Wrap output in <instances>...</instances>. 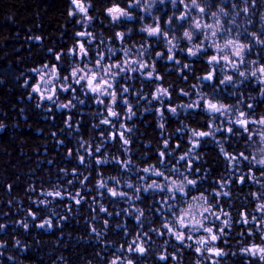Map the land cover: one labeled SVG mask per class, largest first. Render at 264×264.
I'll use <instances>...</instances> for the list:
<instances>
[{"label":"trees","instance_id":"trees-1","mask_svg":"<svg viewBox=\"0 0 264 264\" xmlns=\"http://www.w3.org/2000/svg\"><path fill=\"white\" fill-rule=\"evenodd\" d=\"M88 1V15L94 20L95 33L103 31L105 38L109 39L114 38L120 31H126L119 26L106 28L109 25L106 12L111 5H119L125 9L134 0ZM70 10V0H0V125H3L0 127V225L4 226L0 228V264H112L113 260L124 259L122 252L133 241L143 243L146 248L143 255L135 254L130 257L133 264H165L159 260L162 254L168 256L166 264H195V246L189 245L190 252L182 246L176 247L175 242L172 246L173 252L165 247L169 242L165 243L167 238L164 234L160 235V232L163 222L167 220L165 215L160 212L157 215L155 211V203L160 199L157 191L141 194L140 199L133 197L136 201H131L134 208L131 210L128 205L124 206L126 199H111L110 195L98 190L97 182L101 171L102 174H107L119 166H113L112 163L109 167H105L103 163L97 165L95 157L100 159V152L105 153L108 150L113 155L126 153V148L110 142L109 131L104 125L97 128L93 124L89 115L94 111L91 98L79 94L85 100L83 105L72 102L74 107L70 111H58L55 107H50V111L45 112L43 107L38 109L34 98L30 97L29 91L34 79L31 72L45 65L57 66V54L61 56V77L69 74L66 54L77 42L76 34L79 32L76 20L69 15ZM139 35L136 37L141 38L144 43L145 35ZM150 42L152 44L153 40ZM182 60L185 62L186 59ZM194 67L197 71L194 76H200L205 69L200 62L194 64ZM159 71L165 79L164 86H179L180 89L186 87L183 82L185 74L179 77L175 73L165 74L167 72L163 69ZM135 84L136 82L131 90H134ZM250 86L251 84L242 82L239 89L246 92ZM76 89L79 92L77 87ZM258 97L260 96H253L254 108L250 110L257 120L264 117V96ZM211 98L215 99L214 96ZM64 101L68 102L69 99L65 97ZM67 117L71 118V123H66ZM198 117L199 115L194 116L196 121L193 124L195 128L204 129V126H200ZM145 133L151 141H157L152 124ZM184 136L183 134V139ZM224 137L221 145L227 152L237 156L244 152L249 157L248 149L241 147L246 145V137L239 139L240 147L233 144L237 138H230L227 143ZM101 138L107 139L106 142L109 143H102ZM95 139L99 140L97 145L93 143ZM221 145L204 142L197 148L193 173L198 175L195 179L197 184L192 188L195 190L193 195L204 194L209 199V205L219 204L215 208L217 213L225 210L229 214V223L232 225L229 231L224 232L227 238L220 237L227 244L223 246L219 242L214 247L224 249L228 254L216 262L248 264V259L235 254L237 248L247 245L250 240L245 226H237V223L241 220V214L251 217L255 213L256 205L252 194L256 190L251 179L241 184L239 177L249 176L250 173L259 175L264 169L258 164L250 163L251 160H241L235 168L227 166L228 162L220 151ZM97 147L100 152L94 157ZM88 148L93 155H88V152L85 155L88 161L80 166L77 154ZM142 155L147 159L142 166H149L154 158L151 149H145ZM102 174L100 178L105 181ZM126 175L121 170L113 174V177L119 179ZM221 183L227 185L225 189L220 187ZM118 184L123 185L122 182ZM60 189L81 191L83 200L79 204L58 200L54 212L57 215L62 212L59 217H65L66 221L54 224V230L45 233L37 225L54 214L48 209L52 206L44 205L43 195ZM216 192H227L228 195L221 196L218 202ZM94 195H97L95 201L92 200ZM98 202L103 205L110 204L109 206L116 207L118 211L111 217L103 216L102 211L97 208ZM69 203L71 206L68 208ZM96 208L98 222L100 219L102 221L94 224L91 223L92 210ZM141 211L143 216L139 223H133L132 220ZM129 212L134 214L128 216ZM175 212L179 215L177 209ZM121 220H126L130 228L137 226L125 231L120 229L118 221ZM105 221L110 226L107 229ZM25 224L27 227H24ZM97 226H100L99 230L103 233L101 238L96 237L92 242L90 231L91 228L97 229ZM216 227L217 225H212V228ZM153 229L157 231H152ZM216 233H219L217 228ZM209 244L213 247L212 241L209 240ZM180 251L184 254H178ZM172 255L176 256L175 260L171 258ZM249 264L258 263L249 261Z\"/></svg>","mask_w":264,"mask_h":264},{"label":"snow or ice","instance_id":"snow-or-ice-1","mask_svg":"<svg viewBox=\"0 0 264 264\" xmlns=\"http://www.w3.org/2000/svg\"><path fill=\"white\" fill-rule=\"evenodd\" d=\"M72 5L74 6L70 11H69V15L72 16L76 13H79L83 16V18L85 20H89L90 18L87 16V11L88 9L85 7L83 0H71ZM175 3V0H174ZM185 7H189V5H185ZM190 7L193 10H198L199 13L206 15V8L205 7H201L198 3L197 0H191V5ZM223 11V10H221ZM248 11L247 8L244 9V12L246 13ZM107 13L111 16L112 21L116 22L120 19V17H127L128 13L119 8V7H111L107 9ZM217 13L213 12L212 13V17L216 18ZM187 18V13H184L181 15L180 19H185ZM171 19V18H170ZM79 22V21H78ZM216 24H217V28L215 31H211V37H216L218 35V33L220 32V28H219V20H216ZM190 29H194L196 33H200L203 32L204 29H208L211 30L212 29V25H203L201 26V24L197 21L195 22L193 25L190 26ZM142 31L147 32L148 36H155V37H159L160 35H162L161 33V29L160 27L157 26H149L146 27L144 29H142ZM78 36L81 37H89L91 36V33H86V32H78L77 33ZM165 39L167 40V44L170 46L168 48V56L167 59L169 61H174L175 57L172 54L176 45H174L172 43V39H168V36L166 33H163ZM184 38L189 41L190 43L193 41V36H194V31L193 30H188L185 31L183 34ZM253 36L255 37L256 34H253ZM124 34L123 33H116V37L115 39H119L122 43L124 41ZM39 39V38H37ZM174 39V37H173ZM209 40V36L205 35L203 40H200L198 45H193V47H189L187 49V54L188 56H197L201 53H203L204 55L208 54L209 49L212 47L211 44L208 43ZM89 44H91V40L88 41ZM213 43H215V41H213ZM255 43L256 44H264V40H261L259 38L255 39ZM215 48L216 51L219 55H211L207 61V64L209 66H211L212 70L209 71L205 76L198 78L201 81H208V82H212L217 78V69H221V71H223V69L221 68V62H223L225 65H230L231 68L233 69V71H238L239 65H242L245 63L243 57L245 56V54L250 51L251 48V42H249L248 44L245 43H240L237 40H227L224 44V46L222 47L219 44H215ZM226 49H231V51L225 55L223 54L225 52ZM111 51V50H110ZM69 52L75 56L76 50L75 49H70ZM79 56L81 58V60H83L84 58H89V62H91V57H90V53L88 48L85 47L84 43H80L79 44ZM127 53V50H126ZM112 55L114 56L115 53L112 52ZM162 53L157 52L156 56L157 57H162ZM56 59L57 61H59L61 59V56L59 54L56 55ZM105 59H111V56H105L101 53L98 52L97 54V58L95 61V64L89 68L87 65H85L83 68L80 67H74L71 72L64 76L63 80L65 82V84H67L66 87L61 88L59 90L57 89H53V93L55 94V92L57 91H62V92H73L75 93L76 89L72 86V84H69L68 82L70 80H72L74 82L75 85H81V88H84V84H82L83 82H86L87 88L86 91L95 94L94 98L96 100V103L98 104H102L105 106L106 108V118L101 121L102 124L105 125H112L113 121L111 119H108V117H114V118H118L119 117V113L115 110V106L119 105V104H123V105H128L129 102L126 98H124L122 101L120 100L121 97L124 96L125 93H129V87H122L120 85V79H127L128 77L126 76H121V73H127L129 71H136V70H143L146 69L148 67L147 64L145 63H139V68L135 69V68H131L128 65L132 64V61H123L121 63H110L107 66H105L103 64V61ZM238 61V63H237ZM177 64H180V61L176 60L175 61ZM256 62L253 61V64H255ZM45 68H47V65L44 66ZM184 69H187L189 67L188 64H184L182 66ZM34 71H38V70H34ZM154 71L155 68L153 66V71L147 72L146 75V79L148 80H161L162 77L160 75H154ZM57 72L58 69L56 66H53L52 68V76H57ZM81 72H83L84 74L81 75ZM141 74L143 75V71H141ZM258 74L260 76H264V66L259 67L258 69H255L251 72V76L253 77H257ZM239 76L243 77L245 79H247V74L243 71L239 72ZM109 77H111V82L109 81ZM117 77H119L120 79H117ZM185 79H187V77H185ZM242 82V81H241ZM27 83V81H26ZM236 81H234L233 79V75H229V74H225L223 79L219 80V85H226V84H231L233 86H235ZM259 83L264 84V80H260ZM215 87V86H214ZM33 91L38 92L39 88L38 87H34ZM181 94L182 95H189L188 92L181 90ZM261 96H264V89L261 90ZM100 97H110V101L106 103L105 99H101ZM163 97H169L170 98V94H169V90L167 88H161V87H157L156 92L153 94L152 99L153 100H161L162 102V98ZM48 100H52L53 96L49 95L46 97ZM75 98V97H73ZM41 100L45 99V97L42 95L40 97ZM80 103H84V101H79ZM240 103L242 104L243 101L241 100ZM40 105L38 104L37 107H39ZM59 107H63V108H70V107H74L72 100H69L68 104H63V105H59ZM181 107H188V108H202L203 111L207 112L209 114L210 117H212V121L208 123L207 127L209 129V131H196V130H192L191 132V136L196 138L195 140L192 141V148H190L188 150L187 153H185L184 156L180 157V160H184L187 156H189L192 151L199 146L201 139L208 137V136H214L215 132L221 131L222 129L220 127H214V120L215 119H219L220 117L225 116L226 113H232V115H235L236 118L234 120L229 119L227 121V123L230 125L226 131L228 132L229 136H238L239 138H244V133H247L248 136L245 140V143L247 145V143L251 142L253 140V131L252 128L250 127L251 125H260L262 127H264V117H261L260 119H249L250 116L253 115V113L251 111L249 112H245L244 110H239V114L236 115V110H235V106L234 105H225V104H218V103H213L211 102V100H204L203 99V95L201 94V100L199 102H195L189 105H181ZM253 105L252 104H248L247 108L249 110L253 109ZM157 113H159L161 115V117L163 116V113L161 112L160 109H156ZM169 112H171L173 115L176 114L177 112V108L176 107H170L168 109ZM128 119H131V116L134 115V113H132V109L129 106L128 107ZM67 123V121H66ZM161 128L164 127L163 124L159 125ZM0 127H3V125H0ZM120 128L124 129V131L119 133V138L122 141V143L124 145H128L130 143V140L128 138L125 137L124 132L125 131H131V129H125V126L123 124H120ZM242 130V131H241ZM178 131H182L181 129H178ZM260 135V139L261 141H264V132L259 133ZM115 136H112L111 139H115ZM227 139V137H226ZM178 147V145H177ZM169 148V144L168 141L164 142V150L160 151L159 153V159H158V163L161 165L165 164V159L166 156L170 155L171 153L167 152V149ZM96 152H100V148L97 147L95 149ZM220 151L223 154L225 160L228 162L227 166L233 167L235 168V166L237 164L240 163L241 160H249V157L247 155L244 154V152H240L237 155H234L232 153L227 152L224 147L221 145L220 147ZM71 154V153H69ZM92 153L89 152L88 155H91ZM107 160H96V164H102V163H107ZM117 163L121 164L125 169H127V167L130 165V160H117ZM80 163L83 164L84 163V157L80 158ZM250 163H254V164H258L260 165L261 169H264V158H260V159H256L255 157H252V160L250 161ZM141 171H143L144 173H151V175L156 176V177H163V180L160 183H157L156 180H153L151 184H148L147 187L144 188H135V193H136V199H140V195L139 193L141 192H149L150 190H156L158 192H160L161 194H163L164 196H166L167 198L164 199L162 197V200L158 202L159 207L157 208L158 212H161L163 214V209L166 207L169 213H175V205L174 204H170L169 201H177V196L176 193L180 192L183 194V196H187L188 193L184 191V184H181L179 187H176V181H171V185L169 186L168 181H169V176L165 175V172L163 170H154L152 168V166L149 167H145L143 169H141ZM169 171H177L175 168H171L169 169ZM189 171H191V165H189ZM198 171V169H197ZM261 175H264V171L261 172ZM85 179H87V177H85ZM141 179H143V177H141ZM186 179V178H185ZM248 179H255L254 177L251 176H240L239 177V183L243 184L246 180ZM257 183L259 181H256ZM69 183H71V181H69ZM81 183H83V181H81ZM117 183H119V181H117ZM186 184L187 185H192L195 186L197 184L196 180H191V179H186ZM227 185L224 183L220 184V187L223 189L224 187H226ZM98 187L100 188H104L105 187V182H99L98 183ZM127 188L129 189H133V185L132 184H127L126 185ZM108 192L111 194V196L113 197H121V198H125L127 197L128 200H131L132 197H128L126 193L124 192H119L117 191L115 188H109ZM47 195H54L56 197H61V193L59 191L55 192V193H48ZM80 194L77 193V196H79ZM216 196H227L228 193L227 192H216L215 193ZM253 196H255L256 194L253 193ZM62 198V197H61ZM198 199H204L207 202V198L203 196V194H201V197H199ZM76 203L79 204L80 200L77 199ZM211 210V205H209V207H206L204 209V212L207 213ZM100 211L102 212H106L107 210L104 209L103 207L100 208ZM257 211H260L262 213H264V204H261L259 206V208L257 209ZM222 214L224 216H227L228 213L226 212H222ZM109 215H111V213H109ZM187 215H191V213H186L185 215H181L176 217L175 220H172L171 222H165L162 227L164 230L167 231V233L169 234L170 237H174L176 241L180 242L181 244L184 243L185 239L191 240L192 236L191 235H187L185 236L184 232L178 231V230H174V228L172 226H170V223L172 225H175L177 223V221L179 222V227L181 229H191L192 231H199V230H203V232H206L209 234V239L212 242H215L217 239H219L221 236H223L225 233L223 231V228L219 229V235L215 234L213 232V228L212 227H207L204 224V220H207L208 217L207 216H203L202 219L197 220L195 219L194 216H192L193 219V224L192 225H186L184 223V220L186 218ZM213 215L215 216L216 220H219L220 217L216 216L214 213ZM141 216H143V212H140V215H138L136 217L137 221H140ZM33 218H35V216H33ZM256 220V217H253V221ZM105 223L107 224V221H105ZM238 223L241 224H249V220L247 219L246 214H241V220L238 221ZM45 225H47L48 227H51V221L46 220L43 224L37 225V227H44ZM229 226V221L225 220L224 221V227H228ZM3 225H0V228H3ZM24 227H27V225L25 224ZM93 231H95V229H93ZM152 231H157L155 229H153ZM163 231L160 232V235H163ZM251 234V233H249ZM145 236H147V234H145ZM138 240L140 239V237L137 238ZM264 239V238H262ZM167 243V241L165 242ZM197 243L201 246H205L209 243V240L201 237V239L199 241H197ZM128 250L130 252H135V253H139L141 255H143L146 252V248L144 246L143 243H137L136 241H133L132 244L129 245ZM209 253H211L214 256H223L224 253L222 250L218 249V248H214V247H207L206 249ZM196 253L199 254L201 252V247H197L195 249ZM242 251L246 254H250L252 256H259L260 260L264 261V246H256L253 245L252 247L249 248H245L242 249ZM173 260L176 259L175 255H172L171 257ZM168 259V256L165 254H162L159 256V260L160 261H164L166 264V261ZM112 264H117V260H113ZM128 264H133L132 260L129 259L128 260Z\"/></svg>","mask_w":264,"mask_h":264},{"label":"rangeland","instance_id":"rangeland-1","mask_svg":"<svg viewBox=\"0 0 264 264\" xmlns=\"http://www.w3.org/2000/svg\"><path fill=\"white\" fill-rule=\"evenodd\" d=\"M231 1L232 0H229V2H231ZM200 2H201V0H197V3L201 7H205V5L200 3ZM215 2H216V0H215ZM83 3L89 11L90 10L89 1L83 0ZM190 4H191V0H175V3H174V0H135L131 4H129L128 9L125 10L128 13L127 17L130 18L131 22L137 23L139 21L141 24H143V29L146 27H149V26H157L158 25L160 27L161 33H162V35H160V36L162 37V36H164L163 33H166L168 36V39H172V43L174 45H176V47L172 53L175 57V60L172 61V63L177 68V73L181 72L180 67H182L186 63V60H188L190 58L198 57V55L197 56H188L187 49L189 47H193L194 44L192 46L188 45L187 40L183 36L185 31L193 30L194 36H196L197 38H199L202 34L204 35V37H205V35H207V36H209L208 43L211 45H214L211 43V40H214L215 37H211L210 33H211V31H215L217 28L216 20L218 19L220 22L219 28H221L222 26L225 28L227 26V24H228V26L231 25V23L225 22L223 16L221 15L222 14L221 12L217 13L215 11V13H217V16H216V18H213L214 22H213L212 29L208 30V32L206 29H204L203 32L196 33L194 29H190L191 25H193L197 21L201 24V26L206 25V24L205 23L203 24V22H202L204 15L199 13L198 10H193L190 7ZM214 4L216 5V3H214ZM214 4H213V7H214ZM222 4L227 5V0H221L220 6ZM185 5H189V7L186 8ZM73 7L74 6H71V9ZM88 11H87V16L89 17ZM184 13H187V18L180 19L181 15ZM208 15L210 17H212V12H208ZM108 16L111 17L109 14H108ZM71 17L76 20V25L79 28V32L91 33V36L85 38V37L78 36L76 34L77 42L75 43V45L72 49H75L77 54L75 56H73L70 52H68L66 54V56L68 57L67 62L69 64V72L68 73H70L74 67L83 68L85 65H87L90 68V66L86 60L87 58H84L83 60H81V58L79 56L78 49H79L80 43H84L85 47L88 48L87 46L90 45L88 43V41L91 40V37L93 36L92 30L94 29V27H93V21L94 20L91 17H89L90 18L89 20H85L83 18V16L79 13H76V14L72 15ZM127 17L122 16V17H120L119 20H125ZM163 20H164V23H162ZM172 26L176 28V34L173 35L174 39L168 31L170 29V27H172ZM140 32H141V34L145 35V41L143 43L144 47H143V49H141V51L145 50V54H147L149 56L151 54V51H152L151 49H153L150 40L156 41L157 38H155L154 36H148L147 32L142 31V29L140 30ZM162 41H163V43H162L163 46L161 47V51L164 52V54H163L164 56H168V54H169L168 48L170 46L167 44L166 39H163ZM119 42L122 43L120 40H119ZM211 49L216 50L215 46H212L209 50H211ZM228 50L231 51V49H228ZM141 51L138 50L136 52H141ZM210 56L211 55H209V57ZM132 58L133 57L130 56L131 61L133 60ZM155 58H156L155 56L151 57V59H155ZM134 59H136V56ZM182 59H186L185 62ZM176 60L180 61V64H177L175 62ZM123 61H125L124 58L122 59V62ZM132 62L135 64V63H137V60H134ZM57 63L60 64L59 66H58V64L56 66L58 69L57 76H52V74H51L53 66H47V68H45L43 66V67L35 69L38 71L33 70L31 72L34 79H33L32 86H31L30 91H29L30 97L34 98L37 105L38 104L40 105L38 107V109L40 107H43L45 112H49L50 107H55L58 111H62V110L70 111L72 109V107H70V108L59 107V105L68 104L69 101L68 102L64 101L65 97H66V99L68 98L69 100H72V102L77 104V105H83L85 103V102L84 103L79 102V101H85V100H84V98L81 99L79 93L77 92L76 87H78L80 85H75L72 80H70L68 83L72 84V86L76 89L75 93H73L71 91L70 92L57 91V92H55V94L53 93V89L59 90V89L67 86V84H65V82L63 80L64 77H61V75H60V68L62 67L61 59L59 61H57ZM143 63H146V62L143 61ZM221 63L223 65V69H226L225 71H227V72L233 71L230 66L227 67V66H224L223 62H221ZM143 70H144L143 78L146 80V75H147V72H149V69L147 67L146 69H143ZM182 70H183V68H182ZM253 70H255V69H252V71ZM83 74L84 73L81 72V75H83ZM123 75H125V73ZM128 76H131V72L128 74ZM251 78H254V77L252 76ZM255 78L256 79L253 82V86H254L255 90L257 91V94L261 97V90L264 89V87H263V84L259 83V81L264 80V76H260L258 74V76ZM129 82H130V80H129ZM34 87H38L39 91L38 92L33 91ZM234 87L235 88L238 87V84H236ZM82 91H83V89H82ZM155 92H156V88H155ZM42 95L45 97V99H43V100L40 99V97ZM49 95L53 96L52 100H48L46 98ZM73 97H75V98H73ZM105 118H106V113H105V111H103L102 117L100 119V125H104L101 123V121H103ZM71 122H72L71 118L67 117V123H71ZM250 127L252 128V131H253V140L250 142L252 144L251 145H242L241 147L248 149L247 151L249 152V160H252V157H255L256 159L264 158V141H261L260 135H259V133L264 132V127H262L260 125H256V126L251 125ZM218 132L224 133L225 130L222 129L221 131H218ZM218 132H215V134ZM106 140L107 139H105V138H101V142L104 144L109 143L108 141L106 142ZM253 141H254V143H253ZM235 145H236V147H240V146H238L239 144H237V143ZM81 146L83 147L84 144H82ZM198 147L199 146H197L193 150V153L195 152V150ZM89 150H90V148L86 149L85 151L82 150L81 153L79 152L77 154V160H78L80 166L84 165L88 161L87 157H85V155L89 152ZM97 153L98 152H96V151L94 152V157H95V154L97 155ZM92 155H93V153H92ZM81 157H84V163L83 164L80 163ZM96 160H98V159L95 157V161ZM249 160H247V161H249ZM243 161H245V160H243ZM242 163H247V162H242ZM168 164L169 163H165L164 165H161V167L168 166ZM175 166H177V164H175ZM239 166H241V165H239ZM145 167L146 166L141 167V166H138L136 163H132L131 165H129L127 167V169L124 168L125 173H128L126 176H122L119 179L118 178H112L111 181L114 184V186H111V187L109 186V188H115L119 192H121V190L124 189L125 191H127V193L125 192L127 194V196L132 197L131 200H128L127 197H125L124 198V199H126L125 204L130 205V204H132L131 201H134V202L136 201V200H134L136 198L135 188H144V187H142V183H141L142 179L140 180L141 177H146L152 181L153 180H157V181L162 180V177H156V176L151 175V173H144L143 171H141V169H143ZM147 167H149V166H147ZM176 172H178V170ZM142 173H143V176H142ZM146 174L148 176H146ZM249 176L255 178L254 180L251 179V183L254 184V187H255L254 189L256 190L254 193L257 195L258 199H256V195H255L254 196L255 205H256L255 206V213H252L251 217H247V219L249 220L250 223L247 225L244 224L245 229H247V235L250 237L249 243L247 245H241L239 248H237V253H235V254L241 255L245 259H248L246 262L248 264H249V261H251V262L254 261V262H257L258 264H264V261L260 260L258 255L254 257V256H252L250 254H246L242 251V249L252 247L253 245L264 246V239H262V238H264V213L257 211L259 206L261 204H264V175H261V174L255 175L253 173H250ZM100 177L101 176H99V178ZM116 181L122 182L123 185L116 183ZM256 181H259V182L257 183ZM99 182H105V186H107L109 180L105 179V181H103L102 178L98 179L97 188L103 189V188L98 187ZM127 184H132L134 186L133 189L127 188L126 187ZM145 187H147V186H145ZM223 189H225V187ZM220 190H222V189H220ZM57 191H59L61 193L62 198L56 197L54 195H47L48 193H55ZM63 191L64 190L60 189V190L48 192V193L43 195L44 196V202H43L44 205L45 206H52V208H48V209H50V213H53L54 215L51 218L46 219V220L51 221L52 226L48 227L47 225H45L42 228L37 227L39 230H41L45 233L51 232L55 228L54 224H60V223H63L66 221L65 217H59V215H62V212H59L58 215H57V213L54 212L56 210V209H54L55 203L58 200H67L69 202L77 204L76 200L79 199L80 202H82L81 200H83V199L81 198V195L77 196V193L81 194V191H75V192H71L72 190L64 191V192ZM150 191H154V190H150ZM149 192H141V193H139V195H141V194L146 195ZM187 193H188V195L183 196V197H180L179 195L176 194V196L178 198L177 201H169V203L170 204L175 203V202H177V204L178 203L182 204V202L183 203H192L190 205H192L193 207L188 208V206L186 207L184 205H181V206L178 205L177 206L178 209L177 208L176 209L179 212V215H177L176 212L174 214L171 213L172 215H170V213L167 211V208L165 207L163 209V214L161 212H160V214L166 216V220H167L166 222H171L172 220H175L176 217H178V216L185 215L186 213H191V215H187L185 220H184V223L186 225H192L193 224L194 221L192 219V216H194L195 219H197V220L202 219L203 216H207L208 219L204 220V224L207 227H212V225L213 226L217 225L216 228L217 229L223 228L224 232L230 230L229 228L232 225V223H229L228 227H224V221L225 220L229 221V219H230L229 214L227 216H224L222 214V212H226L225 210L221 211V213H217L215 211V208L219 207L218 203L215 205H211V210L209 212L205 213L204 209L206 207H209V202H208L209 199L204 194H203V196L207 198V202L204 199H198L199 197H201V195H197V196L193 195L195 193L194 189L188 190ZM158 195H160V196H158ZM158 195L157 196L160 199L159 200L157 199V201L155 203L157 207H159L158 202L161 201L162 197H163L162 196L163 194H161L160 192L158 193ZM221 196H223V195H221ZM221 196H216V198L218 199V202H219V198ZM133 197H135V198L133 199ZM117 198H118V196L114 197L113 199H117ZM70 206H71V204L69 203L67 205V207L69 208ZM220 208H223V207H220ZM67 212H69V211H67ZM213 213L216 216H219L220 219L216 220ZM253 217H256L255 221H253ZM43 223H41V224H43ZM163 223H165V222H163ZM170 226H172L174 228V230L184 232L185 236H187V235L192 236L191 240L185 239L184 243L180 244V242L176 241L174 237H170L169 234L167 233V231L164 230L163 227H161L165 238H167V242L172 243V245L168 243L165 246L171 252L174 251L172 246H173V243L175 242L176 247L182 246V248H185L186 250H188V252L191 251L190 246H195V247H193V249H194L193 252H195V254L197 256V258H195V264H218L216 262L217 259H220V258L222 259V258H225L227 256L228 253H227V251H223L224 249H222V251L224 253L223 256H214L206 250L207 247H211V245L209 243L205 246H201L197 243V241H199L201 239V237H203L207 240H210L209 234L206 232H203L202 229L199 231H192L190 228L189 229H181L179 227L178 221L175 225H172L170 223ZM216 228H213V232L215 234L219 235V233H216ZM249 233H251V234H249ZM170 238L173 240H171ZM222 238L226 239L227 235L224 234ZM243 240H244V238H243ZM219 242H222L223 246L224 245L226 246V244H227L226 242L221 241V238H219L215 242H212L213 247H215V244L218 245ZM197 247H201V252L199 254H197L195 251V249ZM164 252H166V251L164 250ZM178 254H184V252L180 251V252H178ZM200 257L202 258V261H201Z\"/></svg>","mask_w":264,"mask_h":264},{"label":"bare ground","instance_id":"bare-ground-1","mask_svg":"<svg viewBox=\"0 0 264 264\" xmlns=\"http://www.w3.org/2000/svg\"><path fill=\"white\" fill-rule=\"evenodd\" d=\"M220 1L221 0H216V2H215V0H201L200 3L204 4L205 6H208V9H210V12L213 13L216 10L223 8L222 6H220ZM228 2H229V0H227V3ZM70 3H71V6H73L71 0H70ZM131 3H128L124 10H127L128 5ZM214 3H216V5ZM229 3L230 4L225 5V9H224L225 11H228V12H230L233 9L232 1ZM213 4L215 7H213ZM111 7L121 8L119 5H111L110 8ZM121 9H123V8H121ZM106 16L109 19V25H107L106 28L115 27V26L123 27L126 31H120L119 33H123L125 38H124L123 43H120L119 39H115L116 34H115L114 38L111 37L109 39H106L103 31H100L99 33H95L94 30H92L93 36L91 37V44L89 46H87L89 53H90L91 62H89V58L86 59L90 68L95 64L98 52L105 55V56H111V59H105L103 61V64L105 66H107L109 63H117V61L122 62L123 58L125 59V61H131L130 60L131 53L134 54L138 50L141 51V49H143V47H144V44L142 43L141 38L136 37V35L141 34L140 30L143 29V24H141L139 21L137 23L131 22L129 17H127L125 20H118L116 22H113L112 18L108 16L107 12H106ZM127 37H130V38L128 39ZM126 50H127V53H126ZM112 52L115 53L114 56L112 55ZM143 52L144 51L142 50L141 51L142 58H143V61L146 62L145 64L148 65L149 72L153 71V66H154V68H155L154 75L158 74L162 77V75L160 74V71H159L161 69L166 71L168 75H170L172 73V71L174 69V66H173L174 64H172L167 59V56L162 55V57H157L156 53H153V51H151V54L148 56L145 54V52L144 53ZM154 56L156 58L151 59V57H154ZM135 60H137V62L141 61L140 57H137ZM132 61H134V60H132ZM136 64L137 63H135V64L132 63L129 66L131 68L138 69V67H136ZM141 71H143V73H144V70H136L133 72L134 73H141ZM143 76H144V74H143ZM82 84H84V88H81V85L78 86L77 87L79 89L78 93L80 95L90 97L88 95V92L87 91L85 92V83L83 81H82ZM131 85H133V83ZM164 85H165L164 77H162L161 80H151V81H149L148 79L145 80L143 78L141 84H139V85L137 83L135 84L134 90L137 91L138 93H141V92L145 93L148 91H154L155 92V88L157 89V87L167 88L169 90V93H171L170 98L168 97V99H167L168 102H164L161 106L162 107L161 112L164 113L163 116L161 117V118L164 117V121L162 122L164 127L161 128L159 126V125H161V123L159 121H156L154 124H152L154 127V130L156 132L157 141L156 142L151 141V139L145 133L147 126L150 125L149 124L150 119L149 118L146 119L148 116H145V114H144L145 112H144V109L141 108V104H139L138 102H135L134 103V107H135L134 108V115H132L131 119H129L127 122V129H131V131H125V134H124L125 137L130 140V143L128 145H124V147L126 148V153L120 152L119 155H113L111 153L112 151H110V150L106 151L105 153H103L104 151L100 152V155H99L101 158L100 160H107L108 161L107 163H103L105 167L106 166L109 167L111 165V163L113 166L114 165L119 166L118 167L119 170L116 168V169H113V171H108L107 174H102V171H101L102 176L105 177L106 179L112 180V178H114L113 174H115L118 171L121 172V170L124 171V167L121 164L117 163L116 162L117 160H120V161L130 160V162H131L130 165L132 163H136L138 166L142 167V165L147 161V159H145L146 157L144 155H142V153H144V150L148 149V148L151 149L152 155L154 157L152 159L153 160L152 163L149 164V166H152V167L159 166L160 167L161 164L158 163L159 153H160V151L164 150V142L165 141H168V144H169V148L167 149V152L171 153L170 155L166 156V159H165V163H169L168 166H163L164 168L169 167L168 169L164 170L165 175L169 176V178H170L168 181L169 186H172L171 181L174 180V181H176V185H175L176 187H179L181 184H184L185 186L188 187L189 185L186 184V179H191V180L196 179V176L198 174L193 173V168H194L193 165L195 163L194 154L196 153L197 149L195 150L194 153L192 151V153L183 160V161H188L189 163L192 164L191 171H189V169L186 170L184 175H179V174H177L178 172H176V171H169V169H171V168H175V169L179 168L180 157L184 156L185 153H187L188 150L190 149V147L186 146L183 142V134L185 135V130L187 128V125H186L187 112L190 110V108L181 107V105H186V103H185V99H183V96L179 95V92H181V90L185 91L186 87L183 89H180L179 86L174 88L173 86L168 85V84H167V86H164ZM130 87H132V86H130ZM82 89H83V91H82ZM170 89L172 91H175V92L173 93ZM225 89L230 90V88H225ZM224 91L227 92V90H223V92H222L221 88L219 90H217V92H215V94H214L215 99L221 100L223 98L224 94H226V93H224ZM239 92H240V100L243 101L242 104L240 103V106H245V105L250 104L248 99L252 100L253 96L258 95L257 91L255 89H247L246 92L241 91V89H239ZM90 98H91V104L94 107V111H91L89 115H91V117H90L91 120L93 119V122H94L93 124L97 128H100V126H102V125H100V119L102 117L101 112L105 111V113H106L107 110H106L104 105H102V107H99L101 104L99 105L98 103H96V101L94 100L93 97H90ZM258 98H260V97H258ZM134 100H139V99L136 98ZM169 101H171L172 105L169 104ZM174 101H175V107L177 108V112L175 115L170 116L169 115L170 112L168 111V108L170 106H173ZM192 113H193L192 130L204 131L206 129L205 127L208 125V123H210L209 119L204 114H202L200 112L196 113L195 108H192ZM152 114H153V112H151V115ZM196 115H199V117H200L199 124H200V126H204L203 127L204 129H201V128L199 129V127L195 128L196 126L193 123H194V121H196V119H194V116H196ZM199 117H198V119H199ZM178 129H181L182 131H178ZM222 134L224 135L225 132L224 133L222 132ZM184 137L186 139V135ZM223 137L224 136H222L220 138V140H222ZM226 137L227 136L225 135L224 140L226 139ZM195 139L196 138L193 137V140H195ZM229 139L230 138L227 137V139H226L227 143L229 142L228 141ZM98 142H99V140H97V139H95L93 141V143L96 145L98 144ZM113 143L117 144L115 142H113ZM177 145H178V147H177ZM175 164H177V166H175ZM180 166H181V164H180ZM182 166L185 168L186 164L184 163V164H182ZM101 174H100V176H101ZM142 176H143V173H142ZM98 179H100V178L98 177ZM111 180H109V182H108L107 186H105V188L98 189V190L104 191L107 195L111 196V194L108 192L109 186L110 187L114 186V184L112 183ZM140 180H141V178H140ZM162 180H163V177H162ZM161 181H157V183H159ZM116 183H117V181H116ZM141 183H142V187H145L148 184H151L152 180H150L146 177H143V179L141 180ZM193 187L194 186H192L191 189ZM121 192L125 193L126 191L123 189V190H121ZM176 194L178 195V192ZM96 196L97 195H94L92 200L95 201ZM113 198L114 197L111 196V199H113ZM118 198H121V197L118 196ZM100 199H101V197H100ZM171 204H174L175 208H177V209H178V207H177L178 205L179 206L184 205L186 207L188 206V208L193 207L192 205H190L192 203H183L182 202V204L181 203L177 204V202H175V203H171ZM109 205H103L102 203L98 202L97 208L100 209L101 207H103L104 209L107 210L106 212L101 213V214H103V216L107 215L108 217H111L112 214H115L118 211V210H116L117 209L116 207L109 206ZM125 205H127V204H124V206ZM128 206L130 207L131 210L134 209L133 206H131V204ZM97 208L92 210L93 216L91 219V223H94V224L100 223L102 221L100 219V221L98 222ZM109 209H110V211H108ZM107 212H108V214H107ZM126 212H127V210L124 211L123 213L126 214ZM109 213H111V215H109ZM127 215L131 216V212H129ZM134 220H137V219H134ZM118 222L120 223V225H119L120 229H124L125 231L126 230L127 231L132 230L133 228H135L137 226V225H135V226L133 225V227L130 228L131 226H128V224H126L127 223L126 220H121ZM133 223H139V222L137 221V222H133ZM105 226H106L105 229H107V227H110V226H108V222H107V224L105 223ZM237 226H245V225L241 224V223H237ZM97 227H98L97 229L91 228L90 234L93 237L92 242L95 241L96 237L101 238V235L103 233L102 231L99 230L100 226H97ZM111 228H114V226H111ZM93 229H95V231H93ZM129 245H127L126 249H124V251L122 252V254L124 255V259L123 260L118 259L117 264H128V260L130 259V257L132 255L139 254V253H135V252H130L128 250ZM118 253H119V250H118ZM139 255H141V254H139Z\"/></svg>","mask_w":264,"mask_h":264},{"label":"flooded vegetation","instance_id":"flooded-vegetation-1","mask_svg":"<svg viewBox=\"0 0 264 264\" xmlns=\"http://www.w3.org/2000/svg\"><path fill=\"white\" fill-rule=\"evenodd\" d=\"M232 3H233V9L230 12L224 10L225 9L224 4L221 5L223 7L222 9L216 10L217 13L221 12L222 13L221 15L223 16L225 22L231 23V25L228 26V24H227V26H226L227 28L226 27L224 28L222 26L220 28V32L218 33V35L214 38V40H211V43L214 44L212 46H215V44H219L223 47L227 40H237L238 39V42L245 43V44H248L249 42H251L250 51H248L245 54V56L243 57L245 63L242 65H239L238 71H236V72L225 71L226 69H223V65L221 63V68L223 69V71H221V69L216 70L217 71V78L214 81H212V82L201 81L198 78L205 76L209 71L212 70L211 66H209L207 64V61L209 59V55H219L216 50L211 49V50H209L207 55H204L203 53H201L198 55V57H194V58H190V59L186 60L185 64H188L189 67L187 69L180 67L181 68L180 73H177V68L173 65L174 69H173L172 73L177 74L179 77H181V76H183V74H185L183 82L186 83L185 91L188 92L189 95H187V96L182 95L181 92H179V95L183 96V99H185L186 105H189V104H192L195 102H199L201 100V94H202L204 100H211V102L218 103V104L234 105L235 110H236V115H238L239 110H244L245 112L250 111L247 108V105L240 106V101H241L240 100V92H239L240 83L246 82L249 85L251 84L250 89H255L253 86V82L255 81L256 78L255 77L251 78L252 77L251 76L252 69H257L261 66H264V44H256L255 43L256 38L264 40V0H232ZM227 4H230V3L228 2ZM205 8H206L207 14L206 15L203 14L204 17H203L202 22H203V24L205 23L207 25H212V27H213L214 19H213V17H210L208 15V12H210V10L208 9V6H205ZM245 8L248 9V11L246 13L244 12ZM221 10H223V11H221ZM206 30L208 32V29H206ZM168 31L172 35V37H173V35L176 34V28L173 26L170 27V29ZM253 34H256V36L254 37ZM155 38H157L156 41L153 40V43H152L153 53L160 52V53L164 54V52L161 51V47L163 46L162 40L165 39V37L159 36V37H155ZM203 39H204V35L202 34L199 38H197L196 36H193V41L191 43L189 41H187V42H188V45H190V46H192L193 44L198 45L200 40H203ZM213 41H215V43H213ZM144 52H145V50H144ZM229 52L230 51L228 49H226L223 54L227 55ZM131 56L133 58H135V56H136V58L140 57L141 61L137 62V64H136V67L139 68V63L143 62L142 53L141 52H135L134 54L131 53ZM133 60H135V59H133ZM253 61H255L256 63L253 64ZM170 62L172 63V61H170ZM199 62L205 66V69L201 73L200 76H194L197 74V71L194 67V64L199 63ZM117 63H121V61H117ZM237 63H238V61H237ZM224 66L229 67L230 65L224 64ZM182 68H183V70H182ZM240 71H243L247 74V79L239 76ZM130 72H131V76H128V74ZM130 72L125 73V75H123L124 73H121V76H126V77H128L127 79H120L119 77H117V79H120V85L122 87H129V89H130L129 93H125L124 96L120 98L121 101L124 98H126L129 102V104L123 105L121 103V104L115 106V110L119 113V117L118 118L108 117V119H111L113 121V124L112 125H105L104 124V127L107 128L109 131L108 138H109L110 142L112 143V142L118 141L117 144H121L123 146H124V144L122 143V141L119 138V133L124 131V129L120 128V124H123L125 126V129H127V122L129 120L127 118L129 115V113H128V107L129 106L132 109V113H134V108H135L134 103L138 102L139 104H141V108L144 109L145 116H148L146 119H148V118L150 119L149 124H154L156 121H159L162 124V122L164 121V117L161 118V115L159 113H157L156 109H160L162 111V107H161L162 104L164 102H168L167 101L168 97H163L162 102H161V100H153L152 96L155 93L154 91H148L145 93H143V92L138 93L135 90H131L132 87H130V86H132L131 85L132 83L136 82L138 85L142 83L143 75L141 73H134L133 71H130ZM165 74H167V73H165ZM225 74L233 75V79H234V81H236L235 85L238 84V87L235 88L231 84L219 85V80L223 79ZM185 77H187V79H185ZM129 80H130V82H129ZM109 81L111 82V77H109ZM84 83H85V92H86L87 85H86V82H84ZM263 87H264V84H263ZM220 88L222 89V92H223V90H227V92L224 91V93H226V94L223 93L224 96L221 100L212 99L211 96H214L215 92H217V90H219ZM225 88H230V90L225 89ZM172 92L174 93V91H172ZM169 94H171V93H169ZM88 95L90 97H93V98L95 96V94L90 93V92H88ZM100 98L105 99L106 103L110 101V97H100ZM136 98L139 100H134ZM94 100H95V98H94ZM253 100H254L253 97H252V100L248 99V101L252 105H254V102H255ZM169 104H171V101H169ZM99 107H102V104ZM170 107H175V101L173 102V106H170ZM151 112H153L152 115H151ZM195 112L196 113L200 112V113L204 114L209 119L210 122H213L212 117H210L207 112L203 111L202 108H195ZM169 115L172 116L173 114L170 112ZM192 116H193L192 108H190V110L187 112V117H186V125H187V128L185 130L186 139L185 138L183 139L184 144L190 148H192V141H193V137L191 136L192 121H193ZM235 118H236V116L232 115V113H226L225 116L220 117L219 119H215L214 120V127H220L221 129H224L225 134L223 135L222 133L218 132V133L214 134V136L205 137V138L201 139L199 145H201L204 142H210V143H214L216 145H221L222 140H220V138L222 136H225V135L228 138H237V141H235L233 144H236V143L239 144L240 138L238 136H235V135L229 136L228 132L226 131V129L230 126L227 123V121L229 119L234 120ZM249 119H254L253 115L250 116ZM254 126H256V125H254ZM147 128H148V126H147ZM205 128L206 129L204 131H209L207 126ZM124 134H125V132H124ZM112 136H115L116 138L111 139ZM247 136H248V134L244 133V137H247ZM184 163L186 164L185 168L182 166V164H184ZM180 164H181V166H180ZM189 165H191V167H192V164L189 163L188 161L180 160L179 168H177L178 169L177 174L184 175L186 170L189 169ZM168 168L169 167H167V168L163 167L162 168L161 166L160 167L159 166L153 167L154 170H163V171L168 169ZM146 176H148V175L146 174ZM191 187H192V185H189L188 187L185 186L184 191L187 192L188 190H191ZM154 191H156V190H154ZM178 195L180 197H183V194L180 192H178ZM157 208L155 209V211H157ZM131 214H134V212H131ZM157 215H160L158 211H157ZM132 221L137 222V220H132Z\"/></svg>","mask_w":264,"mask_h":264}]
</instances>
